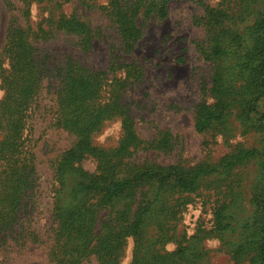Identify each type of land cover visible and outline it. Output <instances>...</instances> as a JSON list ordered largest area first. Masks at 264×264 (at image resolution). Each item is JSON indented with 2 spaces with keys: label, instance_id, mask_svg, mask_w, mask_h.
<instances>
[{
  "label": "rangeland",
  "instance_id": "obj_1",
  "mask_svg": "<svg viewBox=\"0 0 264 264\" xmlns=\"http://www.w3.org/2000/svg\"><path fill=\"white\" fill-rule=\"evenodd\" d=\"M120 1L123 8L130 0ZM131 2L138 8L131 12L140 35L125 46L107 13L111 0H70L65 4L63 0L51 4L46 0H0V53L10 30L18 27L25 31L29 25L35 34L38 24L54 10L77 19L76 24L90 31V42L85 44L80 36L61 31L46 41L32 42L36 58L45 61L47 71L27 113L24 131L35 159L34 188L25 198L18 224L0 227V264H105L89 250L79 257L71 254L74 242L64 244L54 216L59 195L55 163L76 141L57 112L68 65L93 85L85 117L91 119V113L97 111L101 119L91 135L92 145L123 170L141 166H175L186 171L197 166L214 167L233 153L264 149V129L240 120L242 92L233 71L226 72L229 81L224 100L230 105L224 124H213L204 132L195 130L199 107L217 102L211 94L214 75L233 64L231 59L207 61L201 53L209 49L212 40L202 20L204 9L216 8L224 0ZM228 3L230 0H225L224 8ZM56 4H62L57 11ZM257 8L264 12V0H258ZM245 18L242 28L248 23ZM3 99L0 80V102ZM1 126L0 173L6 168L4 155L10 133L4 118ZM126 130L131 131L129 137ZM262 165L258 156L234 166L226 175L207 176L191 194L170 188L157 192L150 185L135 188L118 210L130 211L132 216L144 206L142 203L153 201L156 193L158 196L139 236L126 237L119 248L117 263L143 264L153 257H172L178 249L188 247L197 256L196 264H250L256 254L254 247L249 246L242 257L234 255L233 249L242 241V231L256 212L251 199L261 185ZM74 166L97 174L99 160L89 155ZM73 184L72 176L66 174L65 191ZM220 208H224L230 226L226 233L213 227L214 213ZM95 211L94 235L109 215L108 209Z\"/></svg>",
  "mask_w": 264,
  "mask_h": 264
},
{
  "label": "trees",
  "instance_id": "obj_2",
  "mask_svg": "<svg viewBox=\"0 0 264 264\" xmlns=\"http://www.w3.org/2000/svg\"><path fill=\"white\" fill-rule=\"evenodd\" d=\"M54 1L46 0L48 4ZM69 1L63 0V4ZM162 1L164 4L169 0ZM257 3L258 0H230L224 8V0V4L222 2L216 8L204 9L202 20L207 31L212 33V40L208 43V50H201L202 56L212 62L231 59L233 64L214 75L211 94L217 102L199 107L195 121L197 132H204L213 124L223 122L230 105L224 100L226 83L229 81L226 76L228 71H233V78L235 82L239 81L242 92L240 120L250 127L264 129V12L257 8ZM120 4V0H111L107 13L117 26L125 46H129L140 35L133 24L131 12V9L137 11L138 8L131 0L123 8L119 7ZM61 6L56 4V11ZM28 12L29 9L25 13ZM245 16L248 17V23L242 28ZM76 20L62 13L57 14L54 10L38 24L35 34L30 32L32 27L29 25L25 26V31L18 27L10 30L5 48L0 53V80L4 89V99L0 102V130L3 129L2 118L10 130L4 155L6 168L0 173V227L13 228L18 224L25 198L34 188L35 159L29 146V136L24 131L27 113L38 97L47 71L45 61L36 58L32 42L46 41L52 34L61 31L80 36L83 44L89 43V28L76 24ZM81 78L72 66L66 67L58 95L57 112L60 113L63 127L75 134L76 141L55 163L59 195L54 205V216L59 222L58 232L65 238L64 244L67 246L74 242V250L70 253L76 254V257L89 250V253H96L105 264H118L116 254L119 248L126 237L139 236L146 214L158 196L156 193L153 201L142 203L144 206L132 216L130 211L125 213L118 210V205L129 194H133L137 187L150 185L155 186L157 192L162 188H170L179 193L191 194L196 191L201 179L211 175H226L234 166L258 156L262 158L264 173V149L233 153L214 167L197 166L186 171L175 166H141L123 170L122 166L106 159L103 152L92 145L91 135L101 118L97 111L91 113V119L85 117L93 85L91 81ZM129 131L126 130L128 137L131 134ZM89 155L99 160L97 174H88L74 166V163ZM66 174H70L74 182L67 191ZM260 182L251 199L256 212L249 226L242 231V241L233 249L234 255L242 257L249 246L254 247L256 254L250 264H264V175ZM61 192L65 193L61 195ZM96 208L108 209L109 215L107 222L94 235ZM213 227L221 233L230 231L224 208L215 211ZM171 256L162 259L153 257L143 264H196L197 256L188 247L178 249Z\"/></svg>",
  "mask_w": 264,
  "mask_h": 264
}]
</instances>
